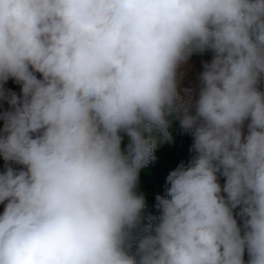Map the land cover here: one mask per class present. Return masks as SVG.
<instances>
[{
    "label": "clouds",
    "instance_id": "1",
    "mask_svg": "<svg viewBox=\"0 0 264 264\" xmlns=\"http://www.w3.org/2000/svg\"><path fill=\"white\" fill-rule=\"evenodd\" d=\"M0 159V264H264V0H0Z\"/></svg>",
    "mask_w": 264,
    "mask_h": 264
},
{
    "label": "rangeland",
    "instance_id": "2",
    "mask_svg": "<svg viewBox=\"0 0 264 264\" xmlns=\"http://www.w3.org/2000/svg\"><path fill=\"white\" fill-rule=\"evenodd\" d=\"M211 54L194 55L184 68L185 77L182 82L183 87L194 88L196 85L197 73L201 70V62L210 59ZM9 88L16 91L19 87L12 81H9ZM173 139L170 142L162 143L156 150L157 159L150 163L146 169L141 171L139 191L144 194L147 208L146 215H158L155 196L157 194L164 195L166 188L165 179L169 171L173 170L181 161L185 163L189 160L191 153L189 152L190 144L185 136L179 134L172 129ZM3 166V160L0 159V168ZM221 182L223 180L221 179ZM2 210V206H0ZM147 222V221H145ZM247 259V257H245Z\"/></svg>",
    "mask_w": 264,
    "mask_h": 264
},
{
    "label": "trees",
    "instance_id": "3",
    "mask_svg": "<svg viewBox=\"0 0 264 264\" xmlns=\"http://www.w3.org/2000/svg\"><path fill=\"white\" fill-rule=\"evenodd\" d=\"M175 130L180 134V132L178 130V126H176V125H175ZM183 136H185V135H183ZM185 137L187 138L188 143L191 145V137H189V136H185Z\"/></svg>",
    "mask_w": 264,
    "mask_h": 264
}]
</instances>
